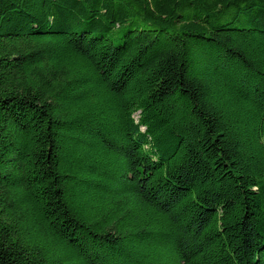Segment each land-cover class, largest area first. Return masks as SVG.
<instances>
[{
    "label": "trees",
    "instance_id": "trees-1",
    "mask_svg": "<svg viewBox=\"0 0 264 264\" xmlns=\"http://www.w3.org/2000/svg\"><path fill=\"white\" fill-rule=\"evenodd\" d=\"M0 264H264V0H0Z\"/></svg>",
    "mask_w": 264,
    "mask_h": 264
}]
</instances>
